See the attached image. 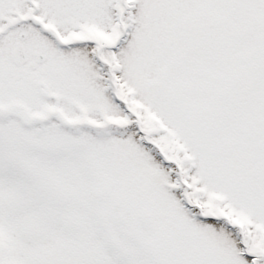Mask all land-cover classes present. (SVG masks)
I'll return each mask as SVG.
<instances>
[{
	"label": "snow or ice",
	"instance_id": "obj_1",
	"mask_svg": "<svg viewBox=\"0 0 264 264\" xmlns=\"http://www.w3.org/2000/svg\"><path fill=\"white\" fill-rule=\"evenodd\" d=\"M0 264H264V0H0Z\"/></svg>",
	"mask_w": 264,
	"mask_h": 264
}]
</instances>
